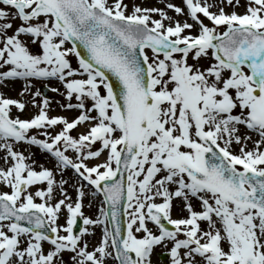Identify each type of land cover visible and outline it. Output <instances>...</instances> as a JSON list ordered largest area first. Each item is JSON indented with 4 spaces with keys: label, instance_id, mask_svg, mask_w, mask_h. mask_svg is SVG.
Segmentation results:
<instances>
[{
    "label": "snow or ice",
    "instance_id": "6c2138e0",
    "mask_svg": "<svg viewBox=\"0 0 264 264\" xmlns=\"http://www.w3.org/2000/svg\"><path fill=\"white\" fill-rule=\"evenodd\" d=\"M181 3L0 0V88L30 95L0 94V264H152L156 247L171 264H264V0ZM34 81L76 115L50 117ZM28 103L31 119L11 115Z\"/></svg>",
    "mask_w": 264,
    "mask_h": 264
},
{
    "label": "rangeland",
    "instance_id": "374dc122",
    "mask_svg": "<svg viewBox=\"0 0 264 264\" xmlns=\"http://www.w3.org/2000/svg\"><path fill=\"white\" fill-rule=\"evenodd\" d=\"M157 1L156 0H135V3L138 4V5H140L141 7H146V8L156 7V8L163 9V7H165V3L166 2H170V3L174 4V5H178V6L183 7V5L181 3V0H157ZM132 2H133V0H124V3H126V4L129 5L128 11H131ZM201 2H203V0H201ZM209 2L215 4V3H217V0H209ZM245 4H246V0H240V5L236 6L235 8L230 7L227 4H224L223 7H224V11L226 13H231L232 11H235L237 14H244V12H245V6L244 5ZM211 10L215 12L217 10V8L216 7H213ZM154 18H159V17L158 16H154ZM205 23H208V21L205 20ZM193 34H195V33H193ZM33 51H35V49H33ZM69 59L71 60L72 66L74 68H78V62H77L76 57L71 56V57H69ZM33 83L35 85L33 91L39 90L40 87H42L43 85H45V84H42V82H39V81H34ZM48 84L49 85H52V87H59V84L56 83V81H53L52 83H48ZM20 89H21V82L18 81L17 86L15 85V87H14V89L12 91H10V92H4V91H1L0 90V94H3L4 96H6L8 98H13V99H17V100L30 99V95L27 96V97H21L18 94L19 91H20ZM61 90H63V89H61ZM35 99H36L37 103H39L40 100L42 99V97H36ZM50 101H51V103H50V107L48 109V115L50 117L66 116L69 119H71L72 117H74L76 115V112L70 111V110H64V109H62L60 107V104L65 103V100L58 93H55V92H52L51 91ZM11 112L14 115L15 114H19V116L22 119H31L34 115H36L38 113V109L35 108V107H33L31 103H28L26 105L25 110L22 113L18 112L15 108H13ZM58 130H59V126H57L56 129H48V131H51L53 133H55V131H58ZM33 131L35 132V130H33ZM72 134L73 135H77L76 130H73ZM33 148H35V147H33ZM27 149H29V146H27V145L17 146V150L23 152L25 156H27V153H29V152H27ZM36 150H38V149H36ZM39 153H41V152L39 151ZM102 159H103V157H101V160ZM28 162L30 163V161H28ZM39 164H43L45 167H48V168H53L54 167V164L53 163L36 161V164L34 165V167L36 168L37 171L40 170L39 167H38ZM0 166H3V164H0ZM55 175H56V179L58 181L61 176L59 175V173H56ZM38 187L42 188V187H44V185H35V186H32L31 188H29V191L30 192H34ZM7 190L8 189L5 187L3 191H7ZM56 195L59 196V193L57 192ZM70 196L73 197V200L75 199V194L70 195ZM91 200H92L91 206H89V199L87 200V202L84 201V205L85 206L83 208V212H84V215L85 216H88V217H91V218H95L96 216L99 215L98 209L101 206V204H100L101 198H100V200H98L96 198H92ZM35 202L39 203L40 202L39 201V198H36ZM184 216H180L179 217V216L175 215L174 217L181 218V217H184ZM61 223H63V219L61 220ZM153 230L155 231V229H153ZM93 231H94V235L93 236L85 237V239L88 240V242H89V248H90V250H91V248L93 246H95V245L98 244V241L101 238V231H100L99 228L94 229ZM44 246H45V249L46 250L49 247L46 244ZM155 251H156V249H155ZM157 251H160V252L161 251H167V249L160 247ZM69 255L70 254H68V253H65L64 254V258H65L66 261H67ZM151 261H152V264H161L160 261H159V259H157L156 255H153V257L151 258Z\"/></svg>",
    "mask_w": 264,
    "mask_h": 264
},
{
    "label": "bare ground",
    "instance_id": "6f19581e",
    "mask_svg": "<svg viewBox=\"0 0 264 264\" xmlns=\"http://www.w3.org/2000/svg\"><path fill=\"white\" fill-rule=\"evenodd\" d=\"M157 1V0H156ZM158 2V1H157ZM163 9H165L166 11H167V14L169 15V16H176V14L174 13V11H172V10H169V9H166L165 7H163ZM177 19H180L181 21H183V20H185V19H187V22H189L188 21V18H187V16L185 17V16H180V17H176ZM190 23V22H189ZM17 84H18V81H16L10 88H0V90L1 91H4V92H10V91H12L13 89H14V87H15V85L17 86ZM14 108V107H13ZM12 108V109H13ZM11 115L13 116V117H16L17 115H19V114H13L12 112H11ZM21 118V117H20ZM22 119V118H21ZM249 146H251V145H249ZM27 152H29V153H27V156H31V160H29L30 161V163L32 162V160H35V161H42V162H48L49 163V159L46 157V155H44V154H42V153H39V151L38 150H36L35 148H33V147H31V148H29V149H27ZM0 155H2V153H0ZM0 164H2V162H0ZM64 178H67V176H65ZM61 179V177L59 178V180ZM58 180V181H59ZM67 189H68V194L69 195H73V194H75V192H74V190L69 186V185H66L65 186ZM5 188V187H4ZM4 188H0V191H3L4 190ZM87 200L88 199H86L85 201L87 202ZM91 202H92V200H91ZM173 213H175L176 215H179V216H181V215H186V213L185 212H181L180 210H179V207L177 206V202L175 201L174 202V209H173ZM202 225H204L203 223H202Z\"/></svg>",
    "mask_w": 264,
    "mask_h": 264
},
{
    "label": "water",
    "instance_id": "95a60500",
    "mask_svg": "<svg viewBox=\"0 0 264 264\" xmlns=\"http://www.w3.org/2000/svg\"><path fill=\"white\" fill-rule=\"evenodd\" d=\"M82 50V49H81ZM113 82L115 83V80H114V78H113ZM121 219L123 220V217H121Z\"/></svg>",
    "mask_w": 264,
    "mask_h": 264
}]
</instances>
